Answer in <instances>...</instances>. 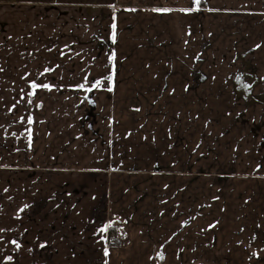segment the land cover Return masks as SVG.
<instances>
[{"label": "crops", "instance_id": "obj_1", "mask_svg": "<svg viewBox=\"0 0 264 264\" xmlns=\"http://www.w3.org/2000/svg\"><path fill=\"white\" fill-rule=\"evenodd\" d=\"M0 138V264H264V0H0Z\"/></svg>", "mask_w": 264, "mask_h": 264}, {"label": "rangeland", "instance_id": "obj_2", "mask_svg": "<svg viewBox=\"0 0 264 264\" xmlns=\"http://www.w3.org/2000/svg\"><path fill=\"white\" fill-rule=\"evenodd\" d=\"M52 94V93H51ZM50 94V96H53V94L51 95ZM45 99V98H44ZM56 100V99H55ZM55 100H53L52 102H50V103H54L55 102ZM35 101V100H34ZM45 101H46V99H45ZM34 103V107H33V122H34V129H38L39 128V125L43 122L42 121V119L44 118V117H38V116H36V114H38V112H40V108H39V106H38V104H43V102H41V101H35V102H33ZM48 103V102H47ZM43 109H44V105H43ZM42 110V109H41ZM51 119H54V118H51ZM66 121V120H65ZM63 119L61 120V123L63 124L64 122H65ZM46 122H47V127H48V129H49V131H53L54 130V128H55V125H54V123L50 120V119H46ZM6 136H8V134H6ZM52 137L55 139V135H52ZM73 137V136H72ZM72 139V138H71ZM74 139V138H73ZM7 141H8V138L7 139H5V138H0V143H1V146H2V149H1V151H2V153H7ZM2 167H7V165H4V166H2ZM14 261H15V259H14ZM6 262H12V259H10L8 256L6 257ZM20 262H18V264H19Z\"/></svg>", "mask_w": 264, "mask_h": 264}, {"label": "snow or ice", "instance_id": "obj_3", "mask_svg": "<svg viewBox=\"0 0 264 264\" xmlns=\"http://www.w3.org/2000/svg\"><path fill=\"white\" fill-rule=\"evenodd\" d=\"M195 3L197 5H199L200 3V0H195ZM154 11H163V12H167L169 11L168 9H153ZM112 29H113V34H112V38L113 40H115V29H116V25L115 23L112 25ZM45 71H48L47 69ZM100 85V81H96L95 85H93V87H98ZM32 89L35 90L39 87H43V88H49V85L48 84H43V85H38L37 83L33 82L32 85H31ZM90 90V89H89ZM111 90V89H109ZM35 92L33 91L32 93H29V95H34ZM29 123H32V120L31 118H29L28 120ZM107 230V226L103 229H101V231H106ZM13 243H15V241H13ZM105 254L107 255V250H105Z\"/></svg>", "mask_w": 264, "mask_h": 264}, {"label": "built area", "instance_id": "obj_4", "mask_svg": "<svg viewBox=\"0 0 264 264\" xmlns=\"http://www.w3.org/2000/svg\"><path fill=\"white\" fill-rule=\"evenodd\" d=\"M107 242L115 246H124L127 244L126 232L123 230L119 233L117 232H108Z\"/></svg>", "mask_w": 264, "mask_h": 264}, {"label": "trees", "instance_id": "obj_5", "mask_svg": "<svg viewBox=\"0 0 264 264\" xmlns=\"http://www.w3.org/2000/svg\"><path fill=\"white\" fill-rule=\"evenodd\" d=\"M114 230H115V227L111 226L109 232H113Z\"/></svg>", "mask_w": 264, "mask_h": 264}]
</instances>
